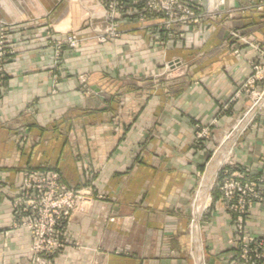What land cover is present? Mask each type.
Returning <instances> with one entry per match:
<instances>
[{"label": "crops", "instance_id": "1", "mask_svg": "<svg viewBox=\"0 0 264 264\" xmlns=\"http://www.w3.org/2000/svg\"><path fill=\"white\" fill-rule=\"evenodd\" d=\"M197 1L220 16L174 39L120 21L118 38L98 44L93 36L106 27L98 0H0L14 50L0 94V264L29 255L28 234L7 230L28 170H53L63 184L91 191L51 264H200L191 193L213 143L249 107L241 88L249 62L260 61L230 33L264 48V7ZM51 31L81 38L63 53L56 81ZM202 127L210 134L198 146ZM225 169L255 184L264 178V111L240 134ZM206 198L196 222L202 264L204 256L222 264L233 247L232 215L218 193ZM244 231L264 232V205H250Z\"/></svg>", "mask_w": 264, "mask_h": 264}, {"label": "built area", "instance_id": "2", "mask_svg": "<svg viewBox=\"0 0 264 264\" xmlns=\"http://www.w3.org/2000/svg\"><path fill=\"white\" fill-rule=\"evenodd\" d=\"M245 1V8H255L259 11L264 6V0ZM98 4L106 24V29L93 36L98 44L118 38L120 21L135 20L142 23L143 28L150 32L173 37L177 34L178 36L183 35V28L192 29L198 26L203 19L220 16L217 11L212 12L203 8L197 0H98ZM228 15L230 16V13ZM148 22L151 23L147 24ZM46 34L49 36L47 43L53 50L52 67L54 81H56L60 68V54L63 49H77L81 44V39L74 32L53 36L49 32ZM230 35L244 42L255 51L260 59L257 63L249 62L251 74L241 90L248 92L252 97L263 95L264 87L261 93L251 88L256 83L264 84V48L244 39L237 31H232ZM235 53L238 54V51ZM13 54L7 25L0 22V94L6 64ZM78 81L83 85L86 78L80 75ZM208 134V127L198 128L195 133V144L200 146ZM217 183L222 186L221 198L232 215L233 227L239 234L238 238L242 239L245 246L260 245L264 249V232L246 236L244 231V218L250 205L254 203L264 205V178L255 184L243 180L242 175L230 173L223 167ZM20 188L19 197L12 203V212L16 219L14 228L24 230L30 240L29 258L24 264H51L50 260L53 255L61 252L65 246L66 225L79 206L88 200L85 196L90 195V192L76 191L61 183L60 176L55 172L35 170L23 173ZM261 258L264 259V255Z\"/></svg>", "mask_w": 264, "mask_h": 264}, {"label": "rangeland", "instance_id": "3", "mask_svg": "<svg viewBox=\"0 0 264 264\" xmlns=\"http://www.w3.org/2000/svg\"><path fill=\"white\" fill-rule=\"evenodd\" d=\"M264 7V6H263ZM205 19H203L200 23H202L203 21H204ZM104 29H106V27H104ZM104 29H102V30H104ZM183 29H185V28H183ZM182 28H181V30H183ZM102 30H100V31H102ZM97 32H99V31H97ZM75 33V32H74ZM184 33V32H183ZM61 34H64V33H61ZM61 34H58V33H56L55 31H51L50 32V35H61ZM76 34V33H75ZM96 34V33H95ZM94 34V35H95ZM180 34H181V31H180ZM184 35V34H183ZM182 35V36H183ZM162 37H164V38H167V39H174V38H178L179 36H178V34L176 35V36H173V37H167V36H162ZM81 39V38H80ZM94 39V38H93ZM95 40V39H94ZM110 41V40H109ZM108 42V41H107ZM48 44V43H47ZM104 44V43H103ZM52 49V48H51ZM74 50H76V49H73V50H71V49H63V51H62V53L60 54V56H61V58H60V67H61V65H62V62H63V53L65 52V51H74ZM52 52H53V50H52ZM86 84V81H85V83L82 85V86H86L85 85ZM87 89V88H86ZM86 92H87V90H86ZM255 92H260L261 93V91H255ZM264 95V94H263ZM260 96H262V95H260ZM257 97H259V96H255V97H252L251 96V103H250V105H249V107L246 109V111L245 112H247L251 107H252V104L255 102V100H256V98ZM262 111H264V104H262V105H260V107L255 111V113H254V115H253V117H252V119L250 120V122L247 124V126L245 127V129L246 128H248V126H249V124L251 123V121H253V119L255 118V116H257L259 113H261ZM244 112V113H245ZM244 113H242V115L244 114ZM239 119V118H238ZM236 121H237V119H236ZM236 121H234L233 123H232V126H231V128L230 129H232V127H233V125H235L234 123H236ZM243 131H241L240 132V134L242 133ZM226 133H228V131L227 132H225L219 139H217L216 141H215V143H213V146H212V148H211V151H210V153H211V155H210V160L208 161V163H207V165H206V167H205V169H203V171L199 174V176L197 177V180H196V182H197V185H196V187L193 189V191H192V193H191V197H190V202H189V204H190V206H191V208H192V212H194V208H193V203H194V200H195V197H196V195H197V193H198V191L200 190V185H201V183H202V181L206 178V177H208L209 175H208V173L210 172V170H209V164L212 162V160L214 159V157H215V155H216V150L218 149V147H219V145H220V142H221V140H222V138L226 135ZM209 134H210V132H209ZM209 134L207 135V137H206V139H208L209 138ZM240 134L236 137V139H235V141H234V144L232 145V148L231 149H233V147H234V145L236 144V142H237V140H238V137L240 136ZM205 139V140H206ZM202 145V143H200V146ZM228 156H229V154H228ZM227 156V157H228ZM227 157L224 159V161L213 171V173H212V176L210 177V180L207 182V185H208V191H207V195H208V197L210 196V198L213 196V195H215V194H219V196L221 197V188H222V186L219 184L218 185V181H219V179H220V175H221V172H222V170H223V167H225V163H226V161H227ZM41 172H55V173H57L59 176H60V174L58 173V172H56V171H53V170H50V171H41ZM60 182H61V179H60ZM62 183V182H61ZM75 189V188H74ZM76 191H78V190H82V189H75ZM87 192H89V191H87ZM87 192H84V193H87ZM97 195V194H96ZM97 196H100V195H97ZM88 197H91V191H90V195H86L85 196V198H88ZM83 202V201H82ZM82 202H81V204H82ZM13 203V202H12ZM12 203H11V215H10V219H9V222H8V224H7V230L8 231H11V230H13V229H15L14 228V226L16 225V219L13 217V212H12V209H13V205H12ZM210 203V202H209ZM208 203V204H209ZM207 204V205H208ZM80 207V206H79ZM206 207V206H205ZM205 207H204V210H205ZM203 211V210H202ZM201 211V212H202ZM194 214V213H193ZM201 214V213H200ZM203 214H204V211L202 212V214H201V216H203ZM194 216V215H193ZM245 235L246 236H254L255 234H251V233H246L245 232ZM239 237V234L237 233V231L234 229V238L232 239V241H230V245L232 246L233 245V247H232V249H230V251H231V253H230V255L228 256V258H225V261L222 263V264H264V259L263 258H261L262 257V255H264V249H263V246H260V245H254V246H252L251 244H249L248 246H245V244H243L242 243V239H239L238 238ZM241 242V243H240ZM230 247V246H229ZM198 248H200V244H199V247ZM198 250H200V249H198ZM228 250H224V251H222L223 253H225V252H227ZM200 252V251H199ZM29 258V255L27 256V258H26V260L23 262V264L27 261V259ZM200 264H202V257H201V260H200V262H199ZM204 264H221V263H218L217 262V259H215V258H213V259H211L210 261H209V258H207L206 256H204V262H203Z\"/></svg>", "mask_w": 264, "mask_h": 264}, {"label": "bare ground", "instance_id": "4", "mask_svg": "<svg viewBox=\"0 0 264 264\" xmlns=\"http://www.w3.org/2000/svg\"><path fill=\"white\" fill-rule=\"evenodd\" d=\"M262 99L263 97L259 96L255 100V105L245 112L243 114V117L237 119L235 125L232 127V131L226 133V135L222 138L220 145L218 149L216 150V155L212 162L209 164V170L210 172L208 173V177H206L202 183H201V188L195 197L194 200V214H195V222L192 227V235L194 236V240L196 241L195 243L197 244V250L200 249L199 247V234H198V227H197V217L199 216L202 207L207 203V198H206V193L208 189L207 182L210 180V177L212 176L213 171L224 161V159L228 156V154L231 151L232 145L234 144V141L236 137L240 134L241 131L245 129L247 124L250 122L252 119L255 111L262 105ZM209 179V180H208ZM194 245V243H193ZM200 250L197 251V259L200 262L201 260V254L199 252Z\"/></svg>", "mask_w": 264, "mask_h": 264}, {"label": "water", "instance_id": "5", "mask_svg": "<svg viewBox=\"0 0 264 264\" xmlns=\"http://www.w3.org/2000/svg\"><path fill=\"white\" fill-rule=\"evenodd\" d=\"M242 117H243V115L240 116V118H242ZM230 131H232V129H230L229 132H230Z\"/></svg>", "mask_w": 264, "mask_h": 264}]
</instances>
